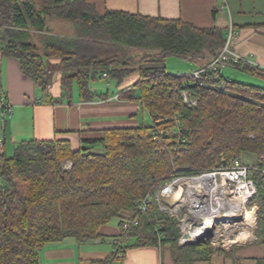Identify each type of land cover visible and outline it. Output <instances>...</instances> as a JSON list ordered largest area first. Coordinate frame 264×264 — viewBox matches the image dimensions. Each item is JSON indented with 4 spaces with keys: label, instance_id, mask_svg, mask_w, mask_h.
<instances>
[{
    "label": "trees",
    "instance_id": "obj_1",
    "mask_svg": "<svg viewBox=\"0 0 264 264\" xmlns=\"http://www.w3.org/2000/svg\"><path fill=\"white\" fill-rule=\"evenodd\" d=\"M59 18L72 22V34L45 35L41 47L32 41L31 31H48L49 20ZM6 27L19 31L7 35ZM227 34L181 20L100 14L86 0H0L2 52L19 61L43 103L93 101L99 94L92 82L105 78L120 86L138 74L119 98L141 102L152 120L108 129L100 139L82 140L78 150L69 140L34 139L17 144L10 156L0 144V264H40L43 247L100 238L101 228L123 212L136 214L139 224L99 264L122 263L130 237L138 244L173 242L177 264H194L213 249L179 247L176 223L159 210L156 193L176 176L228 167L236 158L257 168L251 170L259 204L256 236L264 245V86L233 80L223 70L235 68L264 80V67L244 56L210 67ZM169 56L198 60L204 71L199 77L170 74ZM54 57L65 70L57 99L50 93L57 69L49 59ZM184 90L196 105L185 104ZM68 161L71 168L65 166ZM146 197L148 209L138 212Z\"/></svg>",
    "mask_w": 264,
    "mask_h": 264
},
{
    "label": "crops",
    "instance_id": "obj_2",
    "mask_svg": "<svg viewBox=\"0 0 264 264\" xmlns=\"http://www.w3.org/2000/svg\"><path fill=\"white\" fill-rule=\"evenodd\" d=\"M86 2L94 6L100 14L107 11H123L164 20H181L199 29L217 28L226 32L233 28L235 35L231 48L250 59L253 64L264 67V0H86ZM18 31L12 28L8 32L4 30L7 35L16 34ZM2 41L0 37V105L6 100L13 109L10 114L0 108V135L4 136L5 148L10 145L15 149L17 144L34 139H58L69 140L73 150H78L81 148L82 140L100 139L108 129L147 125L141 118L145 112L141 102L119 98L123 92L135 85L138 74L127 78L120 86L113 85V90L103 83L100 86L101 93L97 88H92L99 94L93 101L74 100L71 103L65 101L45 104L41 101V92L36 83L25 75L19 61L15 57L3 54ZM184 59L189 60L194 66L190 70L191 74L201 70L200 61ZM167 71L170 74L181 75V72L168 69ZM64 73L63 68L58 70L57 86L51 87L50 93L54 99L62 95L61 79ZM116 89L120 91L117 93ZM125 214L127 212L121 213L103 226L100 238L82 243L66 239L43 247L39 263L99 264L107 260L115 251L114 241L121 233ZM137 240L136 237H130L123 262L115 261L111 264H177L175 243L138 244ZM204 256L194 264H264V245L256 240L244 245H234L230 250L213 249L209 255Z\"/></svg>",
    "mask_w": 264,
    "mask_h": 264
},
{
    "label": "built area",
    "instance_id": "obj_3",
    "mask_svg": "<svg viewBox=\"0 0 264 264\" xmlns=\"http://www.w3.org/2000/svg\"><path fill=\"white\" fill-rule=\"evenodd\" d=\"M234 35L235 31L231 28L229 41L222 53L212 60L210 67H224L230 60L238 62L244 59L231 48ZM246 60L253 63L248 58ZM203 71L204 69H201L191 76L199 77ZM181 94L185 104L190 107L196 105L195 99L187 90ZM0 108L10 114L13 112L12 106L6 100L2 101ZM3 143L4 136L0 135L1 148ZM72 164L69 162L66 168H71ZM253 169L257 168L236 158L228 167L176 176L160 186L156 193L158 208L175 221V227H179V247L210 241L215 250H230L234 245H244L257 240L258 206L250 205L257 194L255 181L251 177ZM149 204L150 199L146 197L138 205V212L146 211ZM138 224L136 214H125L121 233L114 241L115 250L123 245L132 225Z\"/></svg>",
    "mask_w": 264,
    "mask_h": 264
},
{
    "label": "rangeland",
    "instance_id": "obj_4",
    "mask_svg": "<svg viewBox=\"0 0 264 264\" xmlns=\"http://www.w3.org/2000/svg\"><path fill=\"white\" fill-rule=\"evenodd\" d=\"M6 28L11 29V27H6ZM48 29L49 30L45 31V32L31 31V34L33 35V38H34V39H32V41L34 43H36L39 47H41V45H39V43H40L39 39H42L45 35L59 36V35L72 34V32H73V24L70 21L63 20V19L59 18V19L49 20ZM230 30L231 29L228 30V34H227V40L228 41H229V32H230ZM40 51H42V50L40 49ZM59 59L60 58H58V57H54V58L49 59V62H51L53 65H55V69H57L55 74H54V81H53V86L54 87L57 86V79H58V76L56 77L57 72H58V70L60 68H63L62 64H61V60H59ZM166 66H167V69L169 71L181 72V75H184V74L189 75V74H191L192 71L190 72V70L194 67L189 60L181 58V57H176V56L169 57L166 60ZM223 70H224V73L227 76H229L230 78H232L233 80H236V81H239V82H244V83H247V84H254V85L257 84V85L264 86V80H261V79L255 77V76H253V75L245 74V73H243L241 71L234 70V69H231V68H226V67H224ZM107 80H105V78H99L96 81L91 83V87L92 88H97L98 92L101 93L100 86H101V83H103L104 85L105 84L108 85L110 90H113L112 88L114 87L113 85H115V83L112 80H110V79L108 81ZM119 91L120 90H117L115 92L118 93ZM141 118L143 119L144 124L150 125L152 123L150 114L148 112H146V111L143 113ZM6 152H7L8 155L12 156L14 154V148L11 147L10 145H7L6 146ZM69 162H71V161L66 162L65 166ZM165 203H167V202H165ZM250 205L251 206L257 205L258 206L259 204L255 201V198H254ZM257 225H258V227L260 225L259 224V207H258V223H257ZM257 231H258V228H257ZM257 231H256V234H257ZM199 244L208 245L211 249H213L210 241L201 242ZM195 245H197V244H195Z\"/></svg>",
    "mask_w": 264,
    "mask_h": 264
},
{
    "label": "water",
    "instance_id": "obj_5",
    "mask_svg": "<svg viewBox=\"0 0 264 264\" xmlns=\"http://www.w3.org/2000/svg\"><path fill=\"white\" fill-rule=\"evenodd\" d=\"M10 29L9 28H6V32H8ZM173 234H174V236L176 237V238H178L179 236H180V229H179V227H175L174 229H173ZM202 242V241H201ZM201 242H199V243H201ZM199 243H195V244H199Z\"/></svg>",
    "mask_w": 264,
    "mask_h": 264
}]
</instances>
